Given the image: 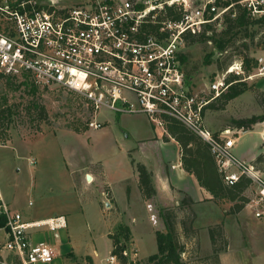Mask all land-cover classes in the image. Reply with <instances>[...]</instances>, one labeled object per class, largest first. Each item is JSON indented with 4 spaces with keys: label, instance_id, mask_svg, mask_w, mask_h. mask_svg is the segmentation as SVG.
<instances>
[{
    "label": "rangeland",
    "instance_id": "obj_1",
    "mask_svg": "<svg viewBox=\"0 0 264 264\" xmlns=\"http://www.w3.org/2000/svg\"><path fill=\"white\" fill-rule=\"evenodd\" d=\"M216 1L203 0V3L207 5ZM201 2L191 0L190 3L197 8ZM72 3L68 0L65 5ZM177 8H183V1H179ZM223 20L224 17L215 26L217 33L222 31ZM205 26L199 32H203ZM263 43L264 29L251 28L232 42L224 53L218 52L212 42H193L191 37L188 42L184 40L178 53L187 88L199 101L212 100L210 85L216 80L236 75L228 72L238 69L240 58L249 56L257 60L256 67L251 64L254 67L251 72L242 68L244 75L239 77L251 89L230 101L224 109L220 110L221 104L216 103L215 109L209 108L204 114L211 132H232L237 138L233 155L247 164H252V158L264 153V139L260 132L264 122L247 132L234 129L232 122L264 112L254 92L256 89L264 92V75H259L261 65L258 61H264V47H260ZM180 57L185 61L182 62ZM33 86L37 88L35 93ZM34 103L44 112L34 110ZM0 110H10L8 113L12 114L0 120V187L5 201L29 222L62 215L72 246L82 253L87 250L98 253L95 255L97 264H105L113 247L110 237L118 236L121 226H128L131 231L129 236L120 237L126 247L127 264H148V258L157 253L156 233L167 232L162 210L174 212L175 229L185 247L182 258L186 264H264V219L253 218L245 207L233 213L235 205L243 204L240 199L236 203L203 197L194 200L172 188L174 195L166 200L154 196L149 203L150 212L143 216V195L141 197V193L135 190L137 177L139 181L137 164H142V159H146L150 152L142 149V129L149 128L153 136L158 132L156 138L163 142L171 141L169 136L155 130L147 116L117 114L108 110L96 114L91 103L75 92L58 87H38L31 79L23 78H13L9 84L6 77L0 79ZM92 121L99 122L101 127L91 129L89 124ZM153 151L158 157L159 149ZM175 152L174 145L162 151L163 156L173 159ZM97 162L103 163L117 193L119 206L109 187L97 186L92 179L85 194L74 187L70 172L80 164ZM94 169L99 170V165L96 164ZM261 173L264 180V172ZM122 179L129 180L133 187V194L128 197L129 204H133L131 212L125 205ZM98 188L110 206L101 204L103 212L97 204L101 201ZM138 190L141 192L140 187ZM252 195L251 188L244 193L246 199ZM184 199L187 202L182 205ZM112 219L114 227L109 228ZM57 233L61 238L56 242H64L62 229L56 233L46 226L35 229L37 240L44 234L54 237ZM67 259L73 264H95L89 255L76 257L70 253Z\"/></svg>",
    "mask_w": 264,
    "mask_h": 264
},
{
    "label": "built area",
    "instance_id": "obj_2",
    "mask_svg": "<svg viewBox=\"0 0 264 264\" xmlns=\"http://www.w3.org/2000/svg\"><path fill=\"white\" fill-rule=\"evenodd\" d=\"M67 1L0 0V73L75 92L96 114H144L156 131L169 137L167 119L181 122L209 145L225 184L233 186L242 176L252 181L245 209L264 219L262 173L233 155L231 131L215 134L206 126L204 110L210 100L199 101L189 92L178 55L185 35L220 20L229 8L204 5L203 0L197 8L191 0H181L183 8H177L180 0H72L65 5ZM241 3L253 16L264 15V0ZM170 8L181 11L180 21L168 17ZM258 61L263 76L264 61ZM239 64L228 73L244 75ZM225 79L210 85L212 99L227 91ZM89 126L99 129L101 124L92 121ZM42 226L57 231L66 221H26L5 201L0 187V264H52L55 249L34 239L33 231ZM117 263L111 253L105 260Z\"/></svg>",
    "mask_w": 264,
    "mask_h": 264
},
{
    "label": "trees",
    "instance_id": "obj_3",
    "mask_svg": "<svg viewBox=\"0 0 264 264\" xmlns=\"http://www.w3.org/2000/svg\"><path fill=\"white\" fill-rule=\"evenodd\" d=\"M244 0H217L215 2L218 8H229L228 11L223 15L224 20L222 23V31L216 32V25L220 23V20H216L205 26L203 32L196 34H187L184 40L188 42V38H193V42H212L215 49L224 53L229 48L230 44L236 41L239 36L247 33L249 29L259 28L264 29V15L256 18L251 15L247 8L241 3ZM211 5L209 6V9ZM168 17L174 21H180L182 18L181 11H175L174 9H168ZM210 19L214 17V14L208 16ZM260 47H264V43L260 44ZM182 62L185 60L180 57ZM242 62V68L247 72H251L252 68L256 67L258 62L249 56L240 58ZM251 64H255L254 67ZM5 77L0 73V79ZM8 78V83H12L11 77ZM236 75H229L225 81L228 85L226 92L222 93L219 97L212 99L204 110L215 109V104L220 103V110L224 109L225 106L232 100L244 94L251 88L240 81ZM33 93L37 91L35 86L32 87ZM256 98L263 108L264 111V92L258 89L254 90ZM33 109L44 112L43 108H40L36 103L33 104ZM10 110H0V120L5 116H11ZM264 122V112L262 115L253 116L250 118H244L234 120L233 127L237 130L252 131L254 127ZM167 130L172 139H174L181 149V164L183 169L190 175L194 176L198 181L199 185L209 192L214 201H228L236 203L237 200L243 201L242 205H235L233 213L242 211L245 207L247 199L244 197V193L252 185V181L242 176L238 183L233 186L225 184L221 173L217 167L214 156L211 153L208 144L203 142L198 136L191 133L181 122L168 118L167 119ZM252 165L259 171L264 172V153L257 157ZM137 171L139 174V187L141 193L145 199H152L156 196V189L152 181V173L147 168L138 163ZM187 201H190L189 198ZM186 199L182 201V205L186 202ZM166 226L167 232L156 233L157 240V253L151 255L148 258V264H186L182 255L185 252V247L182 245L177 237V232L174 224V212L170 210H162L161 212ZM131 234L128 226H121L118 236L110 237L113 244V250L111 254L118 258L120 264H127L129 262L127 256L124 255L126 247L120 242L121 236H129ZM212 242L214 243L213 236Z\"/></svg>",
    "mask_w": 264,
    "mask_h": 264
},
{
    "label": "crops",
    "instance_id": "obj_4",
    "mask_svg": "<svg viewBox=\"0 0 264 264\" xmlns=\"http://www.w3.org/2000/svg\"><path fill=\"white\" fill-rule=\"evenodd\" d=\"M142 115L145 116L144 114ZM258 126H260V124H257L254 127V129ZM260 132H261L262 138L264 139V128ZM157 134L158 132H156V135ZM156 135L153 136L149 128L148 130L142 129V139L140 141L142 145V149H144L145 152H150L149 155H147L146 159H142V164L147 168V170L150 173H152V181L156 189V196L158 197L162 196L166 200V197L174 195V193L172 192V188H174L177 191H182L185 194H188L194 200L195 199L198 200L199 197H203L206 199H212L211 194L199 185L196 178L190 175L188 172H186L183 169L182 164H181V149L178 143L172 138H171V141L163 142L161 138L157 139ZM236 141H237V138H236ZM171 145H174L176 149L175 159L167 157V156H163L164 154L162 153L163 149L167 150V148L171 147ZM154 148L159 149L160 151V154L158 157L155 155V152L153 151ZM254 160L255 158H252L251 162H253ZM241 162H244V161H241ZM96 164L99 165L100 167L99 170L94 169ZM96 164H93V163L80 164L79 166H77L75 169H73L70 172L73 178L74 187L79 188L82 194H85L86 192L89 191L91 187L90 183H92V181L97 186L109 187V192L112 194V197H114L117 206H119L120 203L117 199V193L115 191L114 185L110 177L108 176L105 170L103 163L97 162ZM91 179L92 181L89 182ZM128 181L129 180L122 179L120 180V184H121V187H123V190L125 192L123 194L126 199L125 205L127 206V210L131 212L133 211V208H132L133 204H129L128 197L131 198L133 194V187L131 186V184H129ZM136 184H137V188H135V190L141 193L140 190H138L139 189L138 177L136 179ZM99 189L100 188H98V191ZM100 194H101V201L97 202V204L99 203L98 205H100V209L102 211L101 204H104L107 207H110V206H109V202L107 201L108 199L103 196L104 193H102L101 191ZM140 195L142 197V193ZM92 199L90 198L91 201ZM150 201L151 199L148 200L142 197V213L144 214L143 216L145 217L147 216V213H149L151 209L150 204H149ZM59 217H63V216L61 215L57 217H45V218L34 220L31 222H44V221H49V220L59 218ZM144 218H142V220H144ZM109 223H110L109 228L114 227L113 219L112 221L110 220ZM68 225H69V222H68ZM65 228H62V230L64 231L63 236H64L65 241L62 242L60 240V242L63 243L62 245H64V247L61 246L60 242L59 243L58 241L56 242L57 239L61 238V234L57 233L54 237H49L47 234H44L45 236L42 239L37 240L35 236V230L33 231L34 239L36 242H47L55 249L57 257H56V261L54 260L55 262H53L52 264H73L67 259L70 253H73L76 257H82V256L89 255L93 257L94 263L97 264L95 262V255H97L98 253H96L93 250H87L83 253L80 251H77L72 246L70 240L68 239ZM57 231H52V232L56 233ZM58 244H60V246ZM112 250H113V247L110 253L112 252ZM60 251L61 253H59ZM104 259L105 258H103L102 261Z\"/></svg>",
    "mask_w": 264,
    "mask_h": 264
}]
</instances>
